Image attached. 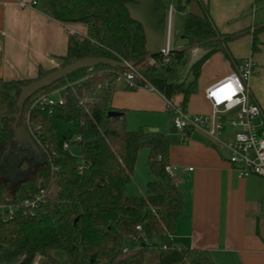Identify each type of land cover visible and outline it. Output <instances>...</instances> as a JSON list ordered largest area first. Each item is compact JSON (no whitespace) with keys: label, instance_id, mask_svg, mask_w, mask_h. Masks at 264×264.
<instances>
[{"label":"trees","instance_id":"1","mask_svg":"<svg viewBox=\"0 0 264 264\" xmlns=\"http://www.w3.org/2000/svg\"><path fill=\"white\" fill-rule=\"evenodd\" d=\"M133 2L40 0L39 8L48 17L64 25L87 26L86 36L69 37L60 68L93 58L128 62L132 50L134 59L141 60L134 69L158 93L187 110L203 66L215 54L231 61L227 44L239 35L221 41L223 35L209 16L207 1L178 0L176 10L184 14L186 46L207 52L190 67V80L169 83L152 79L157 67L142 60L145 37L126 9ZM156 13L165 27L167 8L161 0H156ZM263 30L252 32L253 54ZM187 58L188 53L174 52L172 63L162 68L172 72L175 62ZM56 70L40 69L31 80L0 78V159L12 140L11 115L17 108L19 90ZM126 71L103 65L80 70L26 101L19 124L34 130L46 150L36 144L43 162L32 168L33 161L23 159L18 167L22 177L17 182L6 179L0 170V264H35L36 257L43 259L41 264H149L151 251L157 252L155 264H212L206 252L177 248L168 240L186 208L178 183L166 172L172 142L161 132L127 129L125 111L112 104L114 77ZM58 89L67 100L65 106L51 113L31 108L38 97ZM111 112L122 115L109 117ZM77 138L80 140L75 141ZM68 142L71 149H80V165L71 149H64ZM142 149L148 151L147 166L153 179L147 183L145 195L127 196ZM41 194V201L26 207V202Z\"/></svg>","mask_w":264,"mask_h":264},{"label":"crops","instance_id":"2","mask_svg":"<svg viewBox=\"0 0 264 264\" xmlns=\"http://www.w3.org/2000/svg\"><path fill=\"white\" fill-rule=\"evenodd\" d=\"M206 1L209 16L223 38L239 37L227 44L231 61L215 54L206 62V66L221 63L222 71L204 87L227 76L244 60L252 59L255 67L250 91L264 111V30L258 35V51L252 53V32L264 29V0ZM33 2L0 0V78L5 81L31 80L38 77L40 69L60 68L68 52L69 37L87 35L86 25H64L40 10V0L36 6ZM167 14L168 11L166 19ZM183 41L178 47L186 46ZM112 104L115 109L125 111L127 117L132 112L153 117L169 113L160 93L131 90L119 84ZM198 104L202 109L193 105L191 97L187 110L195 115L209 112L203 97ZM11 128L14 131L13 122ZM193 134H197L199 141L191 142L183 159H174L171 152L169 156L170 166L176 168L174 179L186 204L169 242L177 248L206 252L212 264H264V180L257 176L240 178L227 162L228 157L203 133L196 131L183 138H191ZM17 153L25 152L14 138L2 159L14 158ZM10 163H6V170L11 169Z\"/></svg>","mask_w":264,"mask_h":264},{"label":"built area","instance_id":"3","mask_svg":"<svg viewBox=\"0 0 264 264\" xmlns=\"http://www.w3.org/2000/svg\"><path fill=\"white\" fill-rule=\"evenodd\" d=\"M38 0H34L36 6ZM175 9L170 8L167 14L164 27L165 37L160 55L157 58L148 59L152 67H165L172 63L175 52L174 19ZM199 48L191 50L188 54L195 56ZM254 62L252 59L244 60L240 65L231 71L221 80L214 82L203 89V98L209 112L195 115L176 104L175 100L165 99L166 109L173 116V125L185 137L188 133L199 131L208 137L212 142L218 143L227 150V162L240 178L257 176L264 180V111L254 101L250 91V81L254 72ZM116 85H124L131 90L143 89L156 91L150 81L134 68L123 73H117L114 77ZM226 83L233 85L232 89L219 96H212L211 92L217 91ZM62 89L53 91L49 95L38 97L33 105L40 111L52 110L65 106L67 100L62 94ZM84 101L81 102L83 105ZM224 117L229 120V128L224 122ZM34 142L44 150L46 147L41 144V140L36 137L35 131L28 130ZM77 138L75 141H79ZM65 150L71 149V143L64 144ZM83 167H79L81 174ZM192 171V169H190ZM166 172L175 178L176 168L168 165ZM43 195L37 196L34 201L26 202L27 206H35ZM264 199V193H263ZM141 232V227L137 228ZM137 242L138 239L136 238ZM166 249V246L163 247ZM124 253L127 250L123 251Z\"/></svg>","mask_w":264,"mask_h":264},{"label":"rangeland","instance_id":"4","mask_svg":"<svg viewBox=\"0 0 264 264\" xmlns=\"http://www.w3.org/2000/svg\"><path fill=\"white\" fill-rule=\"evenodd\" d=\"M161 1L163 2L164 6L167 8V11H169L170 8H173L176 11L175 14L173 15L174 33H175L174 38H175V47H178L182 45V43L184 42L182 39L184 35V29H185L183 13L178 12L176 10L178 6V0H161ZM202 1H204L205 3L206 0H202ZM203 53H204V50L199 48V54L195 56H192L190 54L188 55L187 60L182 61L180 63L175 62L173 64L172 72H166L162 67H157L156 73L152 74L151 78L152 79H164V80H167L169 83H179L181 81L183 82L185 79L190 80L188 71L190 67L193 65V63H195V61L198 60L199 57L203 55ZM220 64L221 63L211 62L207 66L205 65L203 67L201 76L199 78L197 91L192 96L193 105L197 104L198 108L200 107L202 109V105L198 104V99L203 97L202 95H203L204 85L206 83L208 84L210 79H212L213 76H215L217 73L222 71V67H221L222 65ZM223 119H224V122L227 124V127L229 128L228 118L224 117ZM126 125L129 131H137L139 129L151 131L155 129L158 132L165 134L169 138V140L172 141V144L170 145L169 156L171 152L174 159H177L179 157H182L183 159L185 157L186 151L191 145V142L199 141L197 134H193L191 138H183L182 133H180L178 130L175 129L173 125V116L169 113L166 115L160 116V117H153V116H149L148 114L132 112V113H129L128 117L126 118ZM149 126H152V127H149ZM212 143L220 150V152L225 157H228V153L224 148H222L218 143H215V142H212ZM30 151L31 152L20 153V154L17 153L14 158H8L7 156H5L3 159L2 158L0 159V170H2V172L5 174L4 176L6 177V179L8 180L14 179V181H17L20 179L17 173L15 172H14L15 174H12L13 178L11 177L9 179V176H11L9 172H12V170H14L15 168L14 167L15 164L16 165L20 164L23 158L25 157L32 159L33 161L32 168H35L38 165V164H34L37 153H38L37 148L32 147ZM71 153L73 154L76 161L80 165L81 164L80 149L78 147H72ZM147 158H148V151L146 149H142L137 159L132 182L126 188L127 196L145 195L147 183L153 179V177L150 175L149 170H148ZM6 163L11 164V169L6 170L7 168ZM154 243L161 245L160 240H155ZM156 257H157V252L151 251V253L148 256L147 262L149 264H155ZM38 258L39 257H36V259L34 260L35 264L37 263Z\"/></svg>","mask_w":264,"mask_h":264},{"label":"water","instance_id":"5","mask_svg":"<svg viewBox=\"0 0 264 264\" xmlns=\"http://www.w3.org/2000/svg\"><path fill=\"white\" fill-rule=\"evenodd\" d=\"M126 9L128 10L130 19L141 26L144 37H145V51L146 55L143 57L142 60H148L150 58H156L160 55L163 43H164V37H165V30L164 27L161 26L160 18L158 17L156 13V0H134L133 3L126 4ZM132 32H134V29L132 27H128ZM184 39V38H183ZM225 39L222 38L221 41H224ZM199 48L198 46L194 47H178L175 48V52H184L189 53L191 50ZM141 62V60H136L133 57L132 50H131V56L130 60L128 62H117L111 59L106 58H93V59H87L78 61L76 63H73L69 66L59 68L56 71L50 73L49 75L31 83L30 85L23 87L19 90L18 93V101H17V108L15 112L11 115V118L14 119V131L12 130V140L15 138V141H17V144L21 146V149L23 152H31L30 149L32 147L37 148L36 143L34 142L32 136L28 131H26L25 128H23L19 124L20 117L23 113V108L28 99L33 97L36 93L39 91L49 88L55 83L61 81L62 79H65L66 77L80 71V70H87V69H93L97 66H108L111 68H120L123 70H129L131 68H134L136 65H138ZM0 64H1V49H0ZM121 113L118 112H111L108 114L109 117H119L121 116ZM12 129V128H11ZM150 132H158L157 130L153 129ZM37 155L38 159H35L34 164H41L43 162L42 155L40 154V151L37 148ZM23 159H30V158H23ZM32 160V159H31ZM19 167V164H17ZM15 164L14 170L12 172H9L11 176H9V179L13 176L12 174L17 173L19 178L22 176L20 173H18V167ZM15 172V173H14ZM14 181V179H10ZM18 181V180H17ZM14 181V182H17ZM43 262L42 258H38V261L36 264H41Z\"/></svg>","mask_w":264,"mask_h":264},{"label":"clouds","instance_id":"6","mask_svg":"<svg viewBox=\"0 0 264 264\" xmlns=\"http://www.w3.org/2000/svg\"><path fill=\"white\" fill-rule=\"evenodd\" d=\"M233 85L231 83H226L221 88H219L217 91L211 92L212 96H219L221 93H226L229 90H231Z\"/></svg>","mask_w":264,"mask_h":264}]
</instances>
